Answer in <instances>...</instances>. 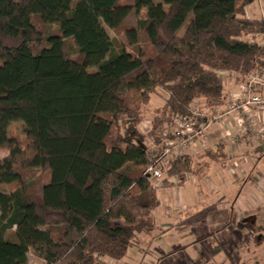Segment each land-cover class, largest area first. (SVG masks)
I'll return each mask as SVG.
<instances>
[{
    "label": "trees",
    "instance_id": "obj_1",
    "mask_svg": "<svg viewBox=\"0 0 264 264\" xmlns=\"http://www.w3.org/2000/svg\"><path fill=\"white\" fill-rule=\"evenodd\" d=\"M123 1L0 0V185L17 184L0 191V264H28L31 251L46 264L123 260L158 229L144 172L169 120L197 102L222 106L221 74L264 70V47L244 41L264 33L245 14L258 0ZM143 12L126 32L135 51L117 46L108 30ZM159 89L166 101L144 133L141 107ZM12 122L26 144L9 138ZM193 172L185 156L166 174L183 183Z\"/></svg>",
    "mask_w": 264,
    "mask_h": 264
},
{
    "label": "crops",
    "instance_id": "obj_2",
    "mask_svg": "<svg viewBox=\"0 0 264 264\" xmlns=\"http://www.w3.org/2000/svg\"><path fill=\"white\" fill-rule=\"evenodd\" d=\"M260 13L253 5L245 8L249 19L263 20ZM226 77L224 103L211 112L217 119L208 128L206 150L199 143L190 151L195 172L189 181L169 188L174 190L176 203L169 200L171 207L165 212L178 209L182 217L189 213L191 221L184 218L187 221L178 230L189 228L192 237L169 235L174 220L161 221L159 211L164 213L166 202L158 196V229L141 243L150 246L149 255L137 248L147 258L180 257L189 264H264V112L254 105L233 111L231 104L247 100L242 91L247 80L231 73ZM259 90L264 93V87ZM156 231L160 234L154 235Z\"/></svg>",
    "mask_w": 264,
    "mask_h": 264
},
{
    "label": "rangeland",
    "instance_id": "obj_3",
    "mask_svg": "<svg viewBox=\"0 0 264 264\" xmlns=\"http://www.w3.org/2000/svg\"><path fill=\"white\" fill-rule=\"evenodd\" d=\"M122 4L123 5H126V4L130 5V4H132V0H124L122 2ZM252 5L255 8L260 9L261 18L264 19V0H259V2L254 3ZM261 8L263 9V11H261ZM253 13H256V11H254ZM144 15H145V12L141 13V15H139V16H137V15H135V13H133L128 17V19L123 23V25L119 29L108 30L110 37L112 38V40H114V42L116 43L117 46L118 45L124 46L127 49V51H129V52L135 51L134 47L129 46V43H128L127 37H126V32L129 29L136 27L137 21L140 18H143ZM43 33H44L43 34L44 36H47L49 34H59V29L57 26H47L44 28ZM73 46H74L73 42L71 40H68L66 42L65 50H66V53L68 54V56L70 58L77 59L79 56L75 51H73L74 50ZM143 46L145 47L144 43H143ZM223 75L224 74H221V76H223ZM165 99H166L165 93L161 89H159L158 92H156L155 96L153 97L152 102H150L149 105L147 104V105H144L141 107V111H142L143 118L145 121L144 124L141 126L142 132L147 133V131L150 130V127L152 125V119L155 117V112H156L155 110H157L158 108H160V106L163 105V101H165ZM210 125L208 126V128L210 127ZM24 130H25V125L21 122L10 123L8 126L9 138L11 140H15L19 144H22V145L26 144L28 141L26 139ZM207 135H208V129H207ZM199 143H201L202 146H205L204 150H206L205 148L207 145L206 144L207 141H206V143H204V142H199ZM198 144H196L195 146L190 148V151H193L194 149H196ZM204 150H202L200 153L197 152V154L198 153L201 154ZM190 151H189L187 156H190L193 158V156L190 155ZM7 154H8L7 150H1L0 151V159L4 158ZM197 154L193 153V155H196V156H197ZM170 168H171V165H170L169 169ZM44 176L45 175H43L42 171H40V170H37L36 172H34L32 174V178L39 179L41 181V184H43ZM190 176L188 175L186 180L191 179ZM167 181L173 182L174 183L173 185H175V186L181 185V183H182L179 181L178 178H172V177L168 176L167 174H165L164 179H162L158 183L151 184L154 188L159 190L158 196H159V198H161V201L163 203L166 202V203H164V213H163L162 209L159 211V214H161V221H164V220L169 221L171 219L174 220V224L170 223V225H173L172 231H169V235L173 239H179L181 237L190 239V237H192V235H190V232H189L190 229L189 228L183 229V230H178V227H183L185 225V224H183L184 222H186L187 220L191 221L190 218H188V216H190V214L189 213L185 214L184 217H182V215L178 214V211L180 212V210H178V209H176V211L168 209L167 212H165L167 208L171 207V203H174V202L176 203L174 190L169 189L170 187L167 186L169 184H166ZM16 187H17V184H14L12 186L0 185V191H8L9 192V191L15 189ZM163 188H165V189H163ZM40 189H41V185L38 186L39 191H40ZM189 189L190 188H188V190ZM169 200L171 201V203L169 202ZM165 214H167V216ZM155 215L158 218V211L155 213ZM184 218H186L187 220L185 219V221H184ZM187 226H188V224H187ZM156 234H160V232L156 231L154 233V235H156ZM144 239L149 240L147 235H145ZM141 243L142 242L135 244L134 246H131L129 248L127 258L124 259L123 261H121V263H118L117 261L112 260V259L103 258L99 261L98 264H189L188 262H184L183 259H181L180 257H173V258H169L167 260H162V261H158L157 259L153 260V259H151V257L147 258V256L149 255V253H147V252L150 251V246L145 247L144 244H141ZM137 248H142L145 251V253H147L148 255L139 254L137 251ZM152 251H154V249H152ZM28 257H29L28 264H46V262L42 258L37 256L32 251L29 253ZM233 262H234V260H233Z\"/></svg>",
    "mask_w": 264,
    "mask_h": 264
},
{
    "label": "built area",
    "instance_id": "obj_4",
    "mask_svg": "<svg viewBox=\"0 0 264 264\" xmlns=\"http://www.w3.org/2000/svg\"><path fill=\"white\" fill-rule=\"evenodd\" d=\"M261 11H263L262 8ZM244 41L264 47V33L250 34L244 38ZM223 78L227 79L226 74ZM246 80L242 91L246 94L247 100L235 101L231 104V109L234 111L244 106L254 105L258 112H264V93L259 90L264 87V70L253 72ZM210 114L206 105L197 102L189 115L177 116L169 120L167 139L152 151L151 164L144 172L151 184L164 179L173 161L187 156L190 148L199 142L206 143L208 126L217 119ZM207 118L210 120L206 121Z\"/></svg>",
    "mask_w": 264,
    "mask_h": 264
}]
</instances>
